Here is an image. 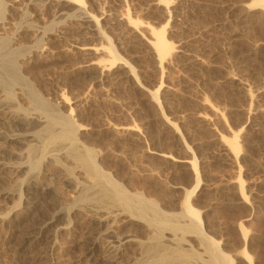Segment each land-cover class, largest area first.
Listing matches in <instances>:
<instances>
[{"label":"rangeland","instance_id":"374dc122","mask_svg":"<svg viewBox=\"0 0 264 264\" xmlns=\"http://www.w3.org/2000/svg\"><path fill=\"white\" fill-rule=\"evenodd\" d=\"M36 1L39 5L35 8L25 2L15 11L22 17L20 13L27 7V18H23L28 22L14 11L3 14L8 32L24 28L17 31L19 38L23 35L21 43L25 35L23 45L27 41L31 47L39 37L38 41L42 38L45 42L44 46L39 43L40 49L48 51L38 52V46L32 45L22 75L30 83L36 76L33 84L40 79L34 84L35 89L38 85L43 88L37 87L40 95L58 104L55 107L61 114L71 112L69 117L79 126L78 145L94 151L98 170L128 195L153 202L161 214L179 225L176 229L172 224L157 227L155 222L138 217L113 196L110 184L96 185L78 170L76 162L67 161L64 150L54 157L50 154L62 158L61 164L60 158L49 155L45 162L39 161L40 172H27L26 159L17 152L25 151L28 142L32 144L31 131L26 128L28 134L21 131L24 137L15 145L20 149L0 139V264H208L207 240L218 244L234 264H264V8L256 7L260 1L170 0L171 7L163 6V10L157 0H80L82 6L74 0L33 3ZM252 2L256 6L250 9ZM29 11L30 18L36 12L33 19L28 18ZM37 20L39 34L29 26ZM11 21L33 23L18 26ZM51 23L58 33L52 32L56 29L51 26L52 31L47 30L53 35L44 30ZM162 29L173 53L161 63L151 43L154 32ZM33 32L38 36L33 38ZM76 45L87 47L88 53ZM51 50L55 53L49 55ZM32 53H38L37 59ZM112 55L117 58L113 67ZM46 56L50 57L47 62ZM35 59L42 64L36 65ZM91 61L105 66L110 63L111 68L102 75L99 70L85 71ZM31 70L35 72L30 74ZM98 75L103 76L101 81L99 77L95 80ZM43 79L44 84L39 83ZM44 89L51 91L44 95ZM62 94L69 103L66 99L61 102ZM20 99L15 101L28 107L25 98L26 102ZM3 107L0 134L10 136L9 111ZM215 110L220 111L222 121L213 116ZM203 117L214 125L202 123ZM221 136L223 141L236 140L237 159L227 153ZM191 162L196 164L201 184L190 204L202 220L203 235L188 230L192 220L183 214L184 199L196 177ZM72 164L77 168L73 165L75 173L68 176ZM16 227L32 230L34 235L21 243ZM126 236L133 242L123 247Z\"/></svg>","mask_w":264,"mask_h":264},{"label":"bare ground","instance_id":"6f19581e","mask_svg":"<svg viewBox=\"0 0 264 264\" xmlns=\"http://www.w3.org/2000/svg\"><path fill=\"white\" fill-rule=\"evenodd\" d=\"M35 1V0H34ZM33 0H7L6 1V3L3 1V0H0V24L1 25H4L3 27L1 26V32H0V96L2 95L3 96V99H2V101H3V103H4V98L7 100V101H9V102H7V104L8 105H6L5 103H4V105H6V106H4L3 104H1V105H3L6 109H7V111H9V114H8V116H6L7 117V121H8V123H7V121H6V123L8 124V127L11 129V131L10 132H8V133H10L11 134V132H12V135H10L9 136V134H8V136H6L5 134H3V136L5 135V137H3L1 134H0V139L1 140H4V141H6V143L8 142V143H10V144H13L14 146L15 145H17L18 143H19V141H20V139H21V137H24L23 135H21V131H22V133L23 132H27L28 130H29V135H30V137L32 138V144H31V142H30V144L31 145H29V142H28V148L24 151V149L23 150H19V151H17V152H20V155L23 157V159H26V161H23V164H24V162H25V164L27 163L28 165H26V166H28L27 167V169H29V170H27V172H33V174H35L36 172H40V166H42V165H40L39 164V161H40V163H42V161H44L45 162V157L47 156H49L50 154H53L52 156L54 157V156H56V154H58L59 152L61 153L63 150H64V152H65V154L67 155V159H68V157H69V160H67V161H71L70 160V158L72 159V161H74V163L76 162V166L78 167V170H79V168H80V170L79 171H83V173L85 174V175H87L89 178H91V179H93V181L96 183H102V184H110L109 186L110 187H112V194H113V192H114V194H116V195H113L115 198L117 197V198H119V200L121 201V202H124L125 204H127V206L129 207V209L131 210V211H133L134 213H136L137 214V216L138 217H140V218H145V220H150V222L152 223V222H155V224L157 225V227H159V225L160 226H168L169 224H172L170 227L172 228L173 226L175 227V229L178 227L177 225H179L176 221L174 222V219H170L169 217H167V216H165V215H163V214H161L160 212H159V210L156 208V205L155 204H153V202H151L150 203V201L149 202H147L146 200H140L139 201V199H137V198H135V197H133V196H130V195H128L127 193H125V191L123 190V188H121L120 186H118L116 183H114V182H112L113 180H111V178L109 179L105 174H103V172H101V170H98V167L96 166L97 164H96V155H95V153H94V151L91 149V148H89V149H87V148H81V146H79L78 145V141H79V138L77 139V132H79V130L77 131V127L79 128V126H76V123H74V122H72V120H71V116H72V114H71V112L69 113H65L66 111H63L64 112V114H61L62 112H59V110L55 107V106H57L58 104H52L51 102H49L48 100H46V99H44L41 95H40V91L43 89V88H40L39 87V85L37 86V87H39L41 90L38 92V90L39 89H37V87H36V89H35V86H34V84H36V83H38V81H40V79L36 82V83H32V82H34V80H35V78H36V76H35V78H34V80H32V82L30 83L26 78H24V76L22 75V73H23V71H25V70H23V67L25 68V66H22V64L23 65H25L24 64V62H26L25 60H26V58H27V60H28V54H30L31 53V50H32V48H33V46L32 45H34L33 43L31 44V47H30V44H28L27 43V41H26V44L28 45H26L25 43H24V45L22 44L23 43V41L24 40H26V39H24V37H25V35H24V37H23V41H22V43L19 41V39H21V37L23 36H21L20 38L18 37V32L17 31H23L24 30V28H23V30H18V29H22L21 27H15L16 29H17V31H14L13 32V30H11L10 32H8L9 31V29H7L6 28V23L4 22V15L3 14H5V12L7 11V12H15V11H20L21 9H22V7H21V5H23V7H24V5H25V2H26V6H28V7H30V8H35L36 7V5L38 6L39 4L37 3V1H36V3H33L34 2ZM64 1H66V3H68V1L69 0H64ZM63 1V2H64ZM73 1V0H72ZM71 0L69 1V3L70 2H72ZM258 1H260V2H258ZM257 2H255L254 1V3H257V6H256V4H254L253 2H252V4H251V6L249 7L250 9L251 8H253V7H257V8H259V6L260 7H263L264 8V0H258ZM39 3H40V6H42L41 4H42V2H40V1H38ZM74 2H78L79 4L78 5H80L81 4V6L83 5L82 4V2L80 1V0H74ZM156 1H154V3H155ZM157 2L159 3H157L159 6L160 5H162L161 6V10H163L162 9V7L164 6V8H166V9H169L171 6V2H170V0H157ZM24 3V4H23ZM153 3V4H154ZM51 4H52V1H51ZM65 4V3H64ZM157 4H155L156 6H157ZM39 6V7H40ZM21 7V8H20ZM52 7V6H51ZM158 7V6H157ZM26 8L27 7H25V11H27L26 10ZM50 8V7H49ZM82 8V7H81ZM153 8V7H152ZM154 8H156V7H154ZM38 9H41V7L40 8H38ZM159 9H160V7H159ZM259 9H261V8H259ZM263 11L262 12H264V9H262ZM24 11V12H25ZM33 11H35V10H33ZM37 11V10H36ZM168 11V10H167ZM6 12V13H7ZM23 12V11H22ZM24 12L23 13H20V14H22L23 16L21 17L20 15H19V13L18 12H15V15H16V13H18V15L23 19V21L24 22H28V21H25L24 20V18L27 16H25L24 15ZM39 12H41V10H39ZM166 12V11H165ZM27 14H28V18L29 19H33L34 17H33V15H34V13L36 14V12H33V15H31L32 14V11H31V18L29 17V13H30V11L29 12H26ZM25 13V14H26ZM9 14V13H8ZM14 14V13H13ZM38 14V13H37ZM6 15V14H5ZM11 15V14H10ZM17 15V16H18ZM25 16V17H24ZM38 16H40V15H38ZM10 17V16H9ZM11 17H12V15H11ZM24 17V18H23ZM36 17V16H35ZM13 18V17H12ZM11 18V19H12ZM20 18V19H21ZM27 18V17H26ZM37 18V17H36ZM39 18V17H38ZM37 18V19H38ZM19 19V18H18ZM19 19V20H20ZM117 19V21L119 22V19L118 18H116ZM17 20V19H16ZM28 20V19H27ZM120 20L122 21V19H121V17H120ZM7 21V20H6ZM12 21H13V19H12ZM12 21H11V23H12ZM18 21V20H17ZM17 21H14L12 24L14 25V24H18V26L20 25L19 23L21 22V20H20V22H17ZM65 21H67V20H65ZM120 21V22H121ZM31 22V23H30ZM29 23H26L27 25L28 24H32L33 22H34V20H33V22L32 21H30ZM8 23V22H7ZM10 23V22H9ZM36 23L38 24V20H37V22H35V24H33V25H36ZM117 23V22H116ZM122 23V22H121ZM25 23H24V25H26ZM65 24H67V22H65ZM69 24V23H68ZM68 24H67V26H68ZM24 25H20V26H24ZM33 25H29L30 27H31V29H30V31H33L34 29H33V27L35 28V27H38L39 28V26H33ZM55 25V24H54ZM53 25V26H54ZM69 25H71V24H69ZM7 26H8V24H7ZM11 25H9V27H10ZM16 26V25H15ZM50 26H51V28L53 29V28H55L56 29V26L55 27H52V23L49 25V26H45L46 27V29L44 28V30H47L48 29V27H49V29L52 31V29L50 28ZM62 26H64V25H61V27ZM67 26H65V30H67L66 29V27ZM8 27V28H9ZM13 27V29H14V26H12ZM28 27V26H27ZM69 27V26H68ZM71 27V26H70ZM73 27V26H72ZM71 27V28H72ZM42 28H43V26H42ZM60 28V27H59ZM74 28V27H73ZM73 28H72V30H73ZM11 29V28H10ZM15 29V30H16ZM27 29V28H26ZM28 29H29V27H28ZM40 29V28H39ZM39 29H36L35 28V30H38V31H36V32H38V34H39ZM61 29V28H60ZM59 29V30H60ZM50 30H47L49 33V35H51L52 34V32H59L57 29H56V31L54 30V31H52V32H50ZM75 30V29H74ZM27 31V30H26ZM25 31V32H26ZM64 31V30H63ZM62 31V32H63ZM12 32H13V34H12ZM16 32V33H15ZM28 32H29V30H28ZM41 32H43V31H41ZM75 32V31H74ZM73 32V33H74ZM78 32V31H77ZM15 33V34H14ZM44 33H47V32H45L44 31ZM44 33H42L43 34V36L45 35L46 36V34H44ZM51 33V34H50ZM67 33V31L65 32V34ZM71 33V30H70V32H68V34H70ZM76 33V32H75ZM19 34H21V33H19ZM23 34V33H22ZM41 34V33H40ZM27 35H29V34H27ZM31 36L33 35L34 37H37L38 35L36 34V36L34 35V32H33V34H30ZM29 35V36H30ZM48 35V36H49ZM53 35V34H52ZM62 35V34H61ZM64 35V34H63ZM61 36V38H63L64 36ZM154 39H155V41L154 42H152L151 44L153 45V48H154V50H156L155 52H157V53H155V54H158V58H159V61L162 63L164 60H166L167 59V57L168 56H171V54L173 53V51H172V49H171V47L168 45V43H167V41H166V36H165V29H162V30H159V31H155L154 32ZM30 36V39L33 37H31ZM47 36V37H48ZM58 36V35H57ZM33 37V38H34ZM40 37H42V35L40 36ZM47 37H46V39H47ZM51 37H53V36H51ZM50 37V38H51ZM66 37H67V35H66ZM29 38V37H28ZM32 38V39H33ZM39 38V37H38ZM38 38H37V40L36 41H38ZM54 38H55V35H54ZM60 38V37H59ZM59 38H57V39H59ZM65 38V37H64ZM63 38V39H64ZM69 38H71V37H69ZM68 38V39H69ZM29 39V40H30ZM36 39V38H35ZM57 39H53V40H56V42H57ZM28 40V39H27ZM34 40V39H33ZM40 41H38V42H34V43H36L35 45H34V47H39V46H42L43 44H45V42L43 43L41 40H42V38L41 39H39ZM44 40V39H43ZM48 40L49 39H47L46 41H47V43H48ZM52 40V39H51ZM66 40V39H65ZM64 40V41H65ZM50 41V40H49ZM62 41V39L60 40V42ZM20 42V44H22V45H19L18 43ZM54 42V41H53ZM55 42V43H56ZM63 42V41H62ZM31 43V42H30ZM39 43H41L40 45H39ZM47 43H46V45H47ZM50 43V42H49ZM57 43H59V42H57ZM63 43H65V42H63ZM67 43V42H66ZM60 44V43H59ZM59 44H58V46H59ZM62 44V43H61ZM61 44H60V46H61ZM74 44V43H73ZM73 44L71 45V46H73ZM77 44H79V43H77ZM49 45V44H48ZM50 45H55V44H50ZM65 45V44H64ZM70 45V44H69ZM44 46V45H43ZM42 46V47H43ZM71 46H69V47H71ZM79 46H80V44H79ZM36 48V49H38V50H36V49H34V50H36V51H38V52H40L39 50H41V52L42 53H45V52H43L42 51V49H40V48H42V47H39V48ZM48 47H50V46H48ZM52 47V46H51ZM56 47H57V44H56ZM62 47H64V48H66L65 46H62ZM68 46H67V48H69ZM74 47V46H73ZM72 47V48H73ZM76 47H77V45H76ZM57 48H59V47H57ZM61 48V47H60ZM63 48V49H64ZM66 48V49H67ZM51 49V48H50ZM52 49H53V47H52ZM62 49V50H63ZM76 49H78L79 51H82V52H87L88 53V50H87V47H77ZM76 49L75 50H73V51H76ZM88 49H90V48H88ZM43 50H46V48L44 47V49ZM48 50V49H47ZM55 50V49H54ZM54 50H51L48 54L50 55V53L52 52V51H54ZM94 50V49H93ZM33 51V50H32ZM58 51H59V49H58ZM58 51H56V52H58ZM65 51V49L62 51V52H64ZM67 51H69V49L67 50ZM72 51V53H74ZM90 51H91V49H90ZM48 52V51H47ZM47 52L45 53V54H47ZM70 52H71V48H70ZM95 52H97V51H95ZM34 53V52H33ZM33 53L31 54V56H35V55H37V54H35V55H33ZM42 53H40V54H42ZM54 53H55V51H54ZM69 53V52H68ZM71 53V54H72ZM76 53H77V51H76ZM79 53H81V52H79ZM93 53V52H92ZM92 53H90V54H88V55H91ZM52 54V53H51ZM58 53H56L55 54V56L57 55ZM64 54V53H63ZM70 54V56H72ZM75 54V53H74ZM82 54V53H81ZM80 54V55H81ZM44 55V54H43ZM66 55H69V54H65V56ZM87 55V54H86ZM85 54H84V56H86ZM45 56V55H44ZM59 56V55H58ZM65 56H64V59H65ZM30 57V56H29ZM38 57V56H37ZM37 57L35 56V58L37 59ZM41 56H39V58H40ZM57 57V56H56ZM67 57H69V56H67ZM114 56L112 55V58H113ZM41 58H44V57H41ZM40 58V59H41ZM48 58V59H47ZM50 57L48 56H46V62H47V60H50L49 59ZM62 58H63V56H62ZM70 58V57H69ZM115 58V57H114ZM113 58V59H114ZM35 59V64H36V62H38V61H40L39 59H38V61ZM51 59H52V57H51ZM53 59H55L54 57H53ZM57 59H58V57H57ZM57 59H55V60H57ZM63 59V60H64ZM30 60V59H29ZM28 60V61H29ZM31 60H32V57H31ZM33 60H34V57H33ZM32 60V61H33ZM43 61H44V59H42ZM41 60V61H42ZM60 60H61V62H62V59H61V57H60ZM117 60V58H115L114 59V62H111V64L109 63V66H105L104 65V62H97V64H94V62L92 63V61H91V65L90 64H87L86 65V67L84 68V66H83V68H84V70L85 71H89V70H92V72L95 70L96 72H97V70H99L97 73H101L100 75H102V73H103V71L105 72V69H106V71L108 70V69H110L111 68V66L113 67L114 65H115V61ZM27 61V62H28ZM42 61V62H43ZM52 61V60H51ZM90 61V60H89ZM89 61H87V62H89ZM50 61H48V63H49ZM31 63V62H30ZM39 63V62H38ZM44 63V62H43ZM96 63V62H95ZM34 64V65H35ZM39 64H42V63H39ZM45 64H47V63H45ZM37 65V64H36ZM106 65H108V64H106ZM111 65V66H110ZM27 66V65H26ZM30 66V65H29ZM39 66V65H38ZM42 66V65H41ZM33 67V66H32ZM32 67H31V69H32ZM37 67V66H36ZM30 68V67H29ZM35 68V67H34ZM40 68H42V67H40ZM80 68H82V65H81V67ZM83 68H82V70H83ZM21 69L23 70L22 72H21ZM28 69V68H27ZM43 69V68H42ZM42 69H40V71L42 70ZM35 70V69H34ZM33 70V71H34ZM79 70V69H78ZM81 70V69H80ZM80 70H79V72H80ZM81 70V71H82ZM83 70V71H84ZM27 71H29V69L27 70ZM32 70H31V72H30V74L31 73H34ZM36 71L38 72L39 70H37L36 69ZM84 71V72H85ZM94 71V72H95ZM26 72V71H25ZM90 72V71H89ZM88 72V73H89ZM28 73V72H27ZM40 73V72H39ZM38 73V75L39 76H41L40 74ZM68 73V72H67ZM86 74L87 75V77L89 76V74ZM96 73V74H97ZM106 73V72H105ZM104 73V74H105ZM26 74V73H25ZM28 75V74H27ZM37 75V76H38ZM68 75H70V73H68ZM85 75V76H86ZM29 76V75H28ZM84 76V77H85ZM91 77H92V79H94L93 78V76L92 75H90ZM90 76H89V78H90ZM30 77H31V75H30ZM34 77V76H33ZM42 77V76H41ZM79 77V76H78ZM82 78H83V76H81ZM81 77H80V79H81ZM87 77H86V79H87ZM96 77H99V75L98 76H95V80H98L100 77H103V76H100L99 78H96ZM105 77V76H104ZM38 78V77H37ZM40 78V77H39ZM43 78V77H42ZM29 79V78H28ZM42 80V79H41ZM36 81V80H35ZM100 81H101V78H100ZM96 82V81H95ZM39 83H43L44 84V79H43V82H39ZM43 84H41L40 86L41 87H43ZM44 86H46V85H44ZM47 87V86H46ZM45 88V87H44ZM45 90L46 89H44V95H45V93H46V95H48L47 93H48V90H50V89H48L46 92H45ZM43 91V90H42ZM51 91V90H50ZM50 93V92H49ZM41 94H42V92H41ZM21 95L25 98V100L27 101V103H26V105L28 104V107H25L24 108V104L22 103H20L19 101V103L20 104H16V103H18V102H16L15 100H19L20 98L19 97H21ZM43 95V96H44ZM61 95V94H60ZM155 95L157 96L158 95V91L155 93ZM1 96V97H2ZM50 96V95H49ZM64 95L62 94V96H60V98H61V102H62V100L64 101L65 99V101L67 102V98H64L63 97ZM249 96V95H248ZM22 97V98H23ZM252 97V96H251ZM251 97L249 98L248 97V99H250L251 100ZM21 98V99H22ZM24 98L21 100L22 102H24L25 100H24ZM59 97H58V99H60ZM253 98V97H252ZM50 99V98H49ZM24 100V101H23ZM254 100V99H253ZM1 101V102H2ZM25 101V102H26ZM54 101V100H53ZM0 102V103H1ZM15 102V103H14ZM55 102H57V101H54V103ZM60 101L58 102V103H60L61 105H62V103H61ZM67 103H69V100H68V102ZM64 104H65V102H64ZM0 105V106H1ZM60 105V106H61ZM3 106H1L0 108L2 109V107ZM65 106H66V104H65ZM3 107V108H4ZM63 107V106H62ZM60 108V110H63V108ZM4 108V109H5ZM59 108V107H58ZM0 109V110H1ZM213 110V112H214V109H212ZM248 110V109H247ZM246 110V111H247ZM6 111V110H5ZM220 112V111H219ZM218 112V110H217V112H216V110H215V113H214V117L217 119V122H219V120L220 121H222V119H221V114ZM245 111H243V113H244ZM0 113H2V112H0ZM246 113V112H245ZM247 113H252V110H251V112H247ZM67 116H66V115ZM68 114H70L71 116L69 117V115ZM250 114H246V116L248 115V116H250ZM65 115V116H64ZM206 117V116H205ZM245 117V116H244ZM207 118V117H206ZM206 118H204L203 117V119H202V123H206L205 125H209V127H212L214 124L212 123V126H210V123H209V121L206 119ZM246 118V117H245ZM214 119V118H213ZM219 119V120H218ZM210 120V119H209ZM215 120V119H214ZM1 121V120H0ZM200 122H201V120H200ZM3 123V122H2ZM222 123V122H221ZM219 124V123H218ZM3 125H4V123H3ZM221 125V124H220ZM206 126V127H207ZM1 127V126H0ZM7 127V126H6ZM26 128H29L28 130L26 129ZM26 129V130H25ZM20 131V132H19ZM0 133H1V130H0ZM2 133H5L4 131L2 132ZM23 134H25V133H23ZM28 134V132L26 133V135ZM77 135V136H76ZM216 136V135H215ZM217 137H219L218 135H217ZM220 139H222V140H220V141H223V137L221 136V138ZM78 140V141H77ZM219 140V139H218ZM225 141V140H224ZM223 141V142H224ZM21 142V141H20ZM5 143V144H6ZM224 144V143H223ZM223 144H222V147H223ZM12 146V145H11ZM20 145H18L17 146V148H19L20 149V147H19ZM224 147L225 148H227V150H229L227 153H229L230 152V154L232 155V157L233 158H238L239 157V146H238V144H237V142H236V140L235 139H233L232 141H225V144H224ZM15 148H16V146H15ZM14 148V149H15ZM17 148H16V150H17ZM24 148V147H23ZM67 150V152H66V150ZM224 149V148H223ZM59 151V152H58ZM226 151V150H225ZM52 152H54V153H52ZM55 152H57V153H55ZM68 153V154H67ZM18 154V153H17ZM55 154V155H54ZM230 154H229V157H230ZM59 155V154H58ZM69 155V156H68ZM51 156V155H50ZM49 156V157H50ZM51 156V158L52 159H58V158H60L59 156L58 157H55V158H53ZM62 156V155H61ZM18 157H20L19 155H18ZM228 157V156H227ZM64 158V157H63ZM233 158L232 159H230V158H228V159H230V160H233ZM22 158H20V160L22 161L23 160ZM61 159L62 158H60V159H58L57 161H61ZM235 159V160H236ZM63 160V159H62ZM227 160V159H226ZM55 161V160H54ZM227 161H229V160H227ZM58 162V163H59ZM21 163V162H20ZM55 163V162H54ZM57 162L55 163V164H58ZM22 164V165H23ZM59 164H61V162L59 163ZM191 164H193L192 165V167H193V169L195 170V183H194V185L192 186V190L190 191V192H188L187 193V195H186V197H185V199H184V204H185V206H184V211H183V214H186L187 215V217L188 216H190L191 217V219L190 220H192L191 221V223H190V225L188 224L187 225V228H188V230L190 231V232H192V233H195V234H198V235H203V231H202V220L200 219V217H199V214H198V212L197 211H195L194 210V208L192 207V205L190 204V200H191V197L197 192V190L200 188V184H201V182H200V177H199V175H198V171H197V169H196V164H194V163H192L191 162ZM5 165V164H4ZM21 164H19V166L21 167L22 166ZM73 165L74 164H72V168H73ZM24 166V165H23ZM75 166V165H74ZM75 166V167H76ZM71 168V169H69L68 168V171L66 172V170L64 171V172H66V175L68 174V176L69 175H72L73 173H75V171L73 172V170L74 169H76V168ZM18 169V168H17ZM78 170H76V171H78ZM42 171V170H41ZM73 172V173H72ZM77 173H79V175H80V172H77ZM83 173H81V175H83ZM39 174V173H38ZM84 175V176H85ZM38 176V175H37ZM36 176V177H37ZM38 178V177H37ZM37 178H35V179H37ZM34 181H36V180H34ZM65 182H67V179H66V181ZM69 183H70V181H68ZM97 183H96V185H97ZM228 183H231V185L233 184L232 182H227V185H230V184H228ZM29 184V183H28ZM101 186V185H100ZM233 186V185H232ZM30 187V186H29ZM28 187V188H29ZM231 187V186H230ZM239 188H240V186H239ZM26 190H27V188H25ZM31 189V188H30ZM29 189V190H30ZM240 190H242V189H240ZM30 191H32V192H34V191H36V190H30ZM27 192H28V190H27ZM37 192V191H36ZM38 193H39V191H38ZM3 194H6V193H3ZM25 194H27V193H25ZM33 194V193H32ZM4 196V195H3ZM6 196V195H5ZM9 196V195H8ZM11 197H12V195H10ZM31 196V195H30ZM2 197V196H1ZM39 197V196H38ZM25 198H27V197H25ZM35 198V197H34ZM20 200H21V198H19ZM30 199H31V197H30ZM19 200V201H20ZM35 200V199H34ZM38 203V202H37ZM29 204V203H28ZM38 205V204H37ZM39 205H42V202H41V204H39ZM56 213V212H55ZM52 213H50V215H51ZM54 214V213H53ZM57 214V213H56ZM56 214H54V215H56ZM58 215V214H57ZM60 215V214H59ZM62 215V214H61ZM60 215V216H61ZM186 215H184L185 217H186ZM7 216V215H6ZM49 216V215H48ZM53 216V215H52ZM147 217H151V219L150 218H148L147 219ZM43 217H41V219H42ZM51 219H52V217H50ZM57 218H58V216H57ZM49 221H50V219H49ZM49 221L47 222L46 221V224L47 223H49ZM54 221H56V220H54ZM51 222H53V220H51ZM50 222V223H51ZM57 222V221H56ZM177 223V224H176ZM45 224V223H44ZM45 224V225H46ZM152 224H154V223H152ZM154 224V225H155ZM168 224V225H167ZM176 224V225H175ZM18 225V224H17ZM35 226V225H34ZM44 226V225H43ZM48 226V225H47ZM50 226V225H49ZM20 227V226H19ZM18 227V228H19ZM29 227V226H28ZM28 227H27V229H28ZM17 228V227H16ZM16 228H14V229H16ZM17 228V229H18ZM23 228H26V226L24 227L23 226ZM33 227H31V228H29V229H32ZM34 228H36V227H34ZM50 228V227H49ZM13 229V230H14ZM20 229V230H19ZM17 231H20V232H18L19 233V235L17 234V233H15L16 232V230H14V233H15V235L17 234L18 235V237L20 238V240H21V243H24V242H28L29 241V239L34 235L32 232H34V231H32V230H24V231H21L22 230V227L21 228H19ZM44 229V228H43ZM45 229H48V228H46L45 227ZM160 229V228H159ZM174 229V228H173ZM32 231V232H31ZM46 231V230H45ZM33 235H32V234ZM42 233V232H41ZM14 234H13V237L15 236ZM45 235V234H44ZM130 237H132L131 235H129ZM128 236V237H129ZM128 237L126 236V239H128ZM46 238V237H45ZM15 239V238H14ZM18 239V238H17ZM34 239V238H33ZM42 240H43V237L41 238ZM16 240V239H15ZM20 240H18V241H20ZM17 241V240H16ZM18 241H17V243H15L16 245L17 244H19L18 243ZM46 241H48V240H46ZM124 242H123V244L121 245V246H123V247H128V245L130 244V243H132L133 241L131 240V239H128V240H123ZM42 242V241H41ZM121 242V241H120ZM36 243V242H35ZM43 243V242H42ZM46 243V242H45ZM206 244V250H204V251H206V252H208V254L207 255H209L208 256V258H207V261L209 262H207L206 261V263H208V264H234L232 261H231V259L228 257V256H226V255H224V254H222L221 252H220V250H219V248H218V244H216L214 241H210V240H207V242L205 243ZM21 245V244H20ZM45 245V244H44ZM205 246V245H204ZM41 248V247H40ZM39 250V249H38ZM42 249H40L39 251H41ZM89 250V249H88ZM92 251V250H91ZM88 252V251H87ZM89 253V252H88ZM209 259V260H208Z\"/></svg>","mask_w":264,"mask_h":264}]
</instances>
